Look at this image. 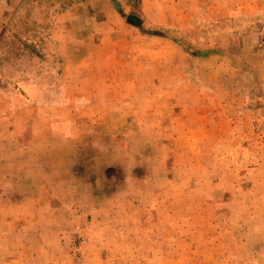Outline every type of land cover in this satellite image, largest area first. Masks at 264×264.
I'll use <instances>...</instances> for the list:
<instances>
[{"label":"rangeland","instance_id":"obj_1","mask_svg":"<svg viewBox=\"0 0 264 264\" xmlns=\"http://www.w3.org/2000/svg\"><path fill=\"white\" fill-rule=\"evenodd\" d=\"M22 2L0 264H264V0Z\"/></svg>","mask_w":264,"mask_h":264},{"label":"crops","instance_id":"obj_2","mask_svg":"<svg viewBox=\"0 0 264 264\" xmlns=\"http://www.w3.org/2000/svg\"><path fill=\"white\" fill-rule=\"evenodd\" d=\"M22 1L23 0H0V22L5 20V18L8 16V13L11 10H13L16 6L22 4L23 3ZM30 84L32 85L33 82H30ZM14 204L18 207V202H15ZM16 206H13V208H17ZM6 244H8V241H2L1 245H6ZM19 256L23 257L22 254H20ZM19 256L18 254L15 255L16 257L15 261H17V257Z\"/></svg>","mask_w":264,"mask_h":264}]
</instances>
